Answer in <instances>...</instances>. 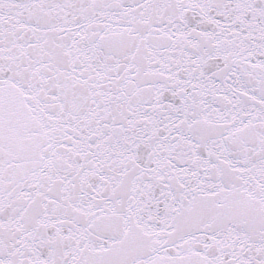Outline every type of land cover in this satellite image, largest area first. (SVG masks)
Wrapping results in <instances>:
<instances>
[{
  "label": "snow or ice",
  "instance_id": "1",
  "mask_svg": "<svg viewBox=\"0 0 264 264\" xmlns=\"http://www.w3.org/2000/svg\"><path fill=\"white\" fill-rule=\"evenodd\" d=\"M0 264H264V0H0Z\"/></svg>",
  "mask_w": 264,
  "mask_h": 264
}]
</instances>
